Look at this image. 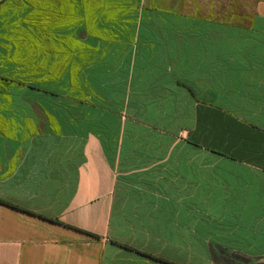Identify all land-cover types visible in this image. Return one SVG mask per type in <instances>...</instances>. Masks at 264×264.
I'll return each mask as SVG.
<instances>
[{
    "label": "crops",
    "instance_id": "1",
    "mask_svg": "<svg viewBox=\"0 0 264 264\" xmlns=\"http://www.w3.org/2000/svg\"><path fill=\"white\" fill-rule=\"evenodd\" d=\"M170 1L0 0V264H264V0Z\"/></svg>",
    "mask_w": 264,
    "mask_h": 264
},
{
    "label": "rangeland",
    "instance_id": "2",
    "mask_svg": "<svg viewBox=\"0 0 264 264\" xmlns=\"http://www.w3.org/2000/svg\"><path fill=\"white\" fill-rule=\"evenodd\" d=\"M168 4H172L175 8L193 10L201 15H211L235 25H249L254 17L258 0H173ZM217 230L219 231V228Z\"/></svg>",
    "mask_w": 264,
    "mask_h": 264
}]
</instances>
